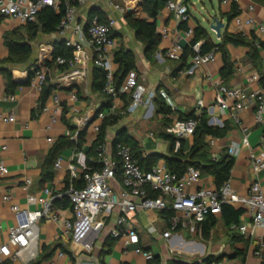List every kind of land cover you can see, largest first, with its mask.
I'll return each mask as SVG.
<instances>
[{
	"label": "crops",
	"instance_id": "crops-1",
	"mask_svg": "<svg viewBox=\"0 0 264 264\" xmlns=\"http://www.w3.org/2000/svg\"><path fill=\"white\" fill-rule=\"evenodd\" d=\"M207 1L187 0L186 5L191 16L187 22L189 29L193 30L198 24L202 25L214 43L222 42L226 34H242L251 38L254 33L264 41V32L259 33L246 25L240 27L235 24L234 18H230L233 7L236 6L242 18L253 16L259 22L264 23V0ZM142 3L143 0H89L86 4L78 5L76 21L86 24L92 9L99 10L107 19H114L113 35L118 42V47L123 46L131 49L136 55L139 82L146 86L148 93L165 89L173 97L176 110H172L169 115L158 111L163 100L157 97L149 108L142 105L136 112L123 116L118 124L109 128L106 138L113 144L120 130H126L133 139L139 142L142 148V157L148 159L149 156H157L155 162L157 164L166 161V156H170L178 150L176 144L175 147H172L170 140L164 137V134L172 135L170 128L173 120L192 113L200 115L207 112L209 119H211L212 113L220 115L217 108L214 111L212 109L216 100V90L207 77L211 75L215 80H222L221 70L224 62L222 53L218 51L215 61L196 67L191 64L192 57H190L188 65L180 70V61L169 59L166 56V51L171 47L180 46L183 54L185 47L190 44L193 34H187V30L181 27V22L177 20L174 12L168 6L162 9L156 19L157 31L162 35V39L154 52L150 55L146 54L143 42L137 38L136 32L127 22V18L130 16L149 20L148 15L141 9ZM116 6L124 7L126 12L121 13ZM251 6L253 9L250 8ZM54 10L60 13V9ZM212 14L225 23L221 29L220 38L216 31L210 28ZM3 20L9 27L0 31V60L9 55L4 44L3 34L14 29H20L24 35L26 33L25 23L5 17ZM164 32L167 35H164ZM67 35L70 37L71 32L69 31ZM59 42H64V38L59 35L58 31L48 34L42 32L41 27L39 28L37 38L32 42L31 61L24 65H9L15 81L18 77H27L24 81H16L19 87L14 93L6 91V78L0 74V89L14 96L8 100L0 99V113L13 114L16 118L15 122H0V147L3 145L8 147L3 153V157L10 170L9 177L0 183V232L2 239L7 236L8 227L15 223V216L11 209L13 205L34 209L33 206L27 205V192L24 190L26 178H31L34 181L31 192H37L41 187L51 185L56 192L60 193L65 190L68 184L71 170L74 169L82 178L88 159L92 160L95 157L94 151L91 150L93 142L97 138L93 125L100 123L96 116L102 107L101 112L108 111L104 105L109 98L93 90L95 70L93 50L88 46L84 48L82 62L79 66L86 68L87 75L82 80L71 85L65 84L60 80L63 72L57 68L52 69L49 74V84L53 85L54 89L45 103L46 107L44 106L49 110L43 107L44 109L36 113V109L39 108L41 92H38L34 87L33 77L30 84H26L30 70L35 64L45 61L52 62L53 52ZM226 49L235 68L234 75L228 85H240L248 90L253 89L255 85L249 87L248 77L257 72V69L249 58V47L228 43ZM261 56L264 70V50H261ZM54 97L59 99V105H56ZM200 100H203L204 106L198 105ZM130 102V94H124L117 100L118 105L122 107H126ZM57 107H60L59 113L56 115L57 121L52 123ZM34 111L35 113H33ZM64 111H66L65 116L73 128L74 134L84 129L87 130L86 142L79 151L74 148L63 150L59 156L62 158L61 167L54 166V179L40 185L43 161L54 143L63 135L72 134V131L62 120ZM255 115V108L238 112L237 119L233 117L231 111H228L223 118L232 126L229 133L224 138L216 139L213 146L209 144L213 157L220 158L226 153L228 146L233 143H241L242 138L245 135L248 136L250 146L242 147L240 154L235 158L231 171L232 186L242 195L248 194L252 182L256 179L251 167L250 153L264 152L262 145L264 120L262 123H257ZM84 119L91 121L87 127L82 124ZM110 129H114L112 133ZM50 137L54 139V143L48 142ZM210 139L211 136H208L206 139L208 143ZM182 140L183 151L186 153L194 143V136ZM96 149L97 147L94 148L97 152ZM121 180V173L118 172L115 180L112 181L115 189L121 187ZM261 181L264 188V174L261 175ZM200 185L215 187L211 176H202ZM5 193L11 195L9 201L3 199ZM58 212L62 216L72 218L69 209L59 208ZM117 216V211L108 216L102 215L95 225H91L86 219H83L70 236L64 233V227L60 222L43 219L40 222V242L37 256L29 260V253H27L23 258L10 261L9 264H39L44 255V246L50 250L55 248L56 250L50 257L41 260L40 264H50L52 261L55 264H150L152 260H147L145 257L147 252L154 256L159 255L160 264H172L174 261L204 264V259L210 255L228 254L230 256L238 250L245 252L244 260L243 255L233 258L227 256L224 259L229 264H264V248L260 256L254 253L264 241V228H259L254 233L248 232L246 235L236 229L241 224L251 226V219L245 212L240 216L239 224L231 227L225 224L221 213L215 215L217 223L209 236L203 234V222L196 232L178 229L169 239H166L162 237V232L168 228L166 216L162 212L141 210L131 220L134 230L139 234V242L129 245L125 244L124 238L115 239L111 235ZM150 226L157 228V233L150 232ZM234 232L240 237L233 238ZM138 248L141 249V252H137ZM59 252H64V256L59 257Z\"/></svg>",
	"mask_w": 264,
	"mask_h": 264
},
{
	"label": "built area",
	"instance_id": "built-area-1",
	"mask_svg": "<svg viewBox=\"0 0 264 264\" xmlns=\"http://www.w3.org/2000/svg\"><path fill=\"white\" fill-rule=\"evenodd\" d=\"M89 0H0V15L21 23L33 22L37 19L40 11L46 7L60 9L64 2V16L58 26V33L64 38L66 46L73 48V58L67 60L59 56L56 59L57 65L69 64V69L63 72L60 80L65 84H73L82 80L87 75L85 67L79 66L82 62L84 48L88 46L93 50L94 66L106 72V84L104 92L112 99L109 110L97 114L96 119L100 123L93 125L96 137L101 128L102 121L106 116L128 115L136 112L140 106L149 108L153 105L154 99L161 98L172 110H176L173 97L165 90L159 89L148 93L144 84L139 82L138 74L132 70L128 72L120 86L115 84L116 64L114 54L118 48V42L112 36L115 28V20L107 19L101 21L98 16H93L86 24L76 21V11L80 4H86ZM186 0L177 2L169 1L167 6L174 12L179 22H188L191 18ZM237 2L239 0H227ZM121 13L126 10L122 6H116ZM253 9V6L250 7ZM236 25H244L255 29L257 32H264V23L259 22L253 16L244 19L240 15L234 17ZM71 36L68 37V32ZM187 34H193L192 29L187 30ZM164 35H167L164 32ZM202 42L193 45L195 55L192 57V65H206L216 60L218 48L201 54ZM166 56L174 61H179L182 57L180 46L171 47L166 51ZM33 71V85L38 92H42L51 69L44 62L35 64ZM192 72V70H191ZM212 82L216 90V100L212 105L213 111L217 108L220 115L212 113L209 124L222 127L224 116L228 111L237 119V113L242 110L256 109V122L262 123L264 120V89L260 86V75L258 72L252 73L248 77L251 90L240 85H228L221 79H213L211 75L207 77ZM124 94L131 95V102L126 107L119 106L117 100ZM14 96L0 89V99H12ZM76 99V97H75ZM56 105L59 99L54 97ZM204 106L203 100L198 103ZM46 107V106H45ZM44 107V108H45ZM43 108V109H44ZM49 110L48 108H45ZM60 107L55 108V115L52 123L57 121L56 115ZM13 114L0 113V122H15ZM88 119L82 121L85 127ZM198 120L180 119L173 120L170 133L178 138L177 149L180 147V139L193 136L198 127ZM78 132L72 137L77 141ZM218 138L211 137L209 144L213 146ZM48 142L54 143L52 137ZM264 146V135L262 136ZM250 142L245 135L241 143H233L228 146L226 154L235 160L240 154L242 147H249ZM8 149L7 145L0 147V183L10 175V170L5 163L3 153ZM97 162L100 164L98 170H87L83 173V178L72 169L68 187L63 192H56L51 185L43 186L37 192H31L34 181L26 178L24 190L27 192L28 207L12 206L15 216V223L7 229V236L2 239L0 232V264H9L10 261H17L29 253V260L34 259L39 252L40 242V222L49 219L60 222L64 227V233L70 236L76 231L78 223L86 219L91 225H95L102 215H110L118 212L115 227L111 235L115 239L124 238L125 244H137L139 234L134 230L131 220L137 212L151 211L163 212L171 211V215H166L168 228L162 232V237L169 239L173 232L178 229H185L189 232H196L209 214L218 215L225 204L241 208L251 219V226L241 224L236 229L243 235L248 232L254 233L259 228H264V188L261 175L264 174V152L256 154L250 153V162L256 179L252 182L248 194L238 193L232 186L231 177L225 181L220 188L200 185L202 174L200 170L189 166L181 176L173 173L167 166L166 161L159 162L151 169H143L134 156L130 146L119 142L115 146L107 139L97 147ZM218 159L219 157L214 156ZM62 158L58 157L55 163L56 168L61 167ZM121 173V187L115 189L112 181L117 173ZM83 179V186L79 187L77 181ZM192 190H189V189ZM69 198L72 218L62 216L55 208L54 202L57 198ZM3 199L9 201L11 195L3 194ZM149 231L157 233V228L149 227ZM264 248V241L260 248L255 250V254L260 256ZM141 252V249H137ZM59 257L64 256V252L58 253ZM147 260H153L154 255L145 253ZM50 264H55L53 261ZM210 264H229L226 259L212 261Z\"/></svg>",
	"mask_w": 264,
	"mask_h": 264
},
{
	"label": "trees",
	"instance_id": "trees-1",
	"mask_svg": "<svg viewBox=\"0 0 264 264\" xmlns=\"http://www.w3.org/2000/svg\"><path fill=\"white\" fill-rule=\"evenodd\" d=\"M169 1L170 0H143L141 9L148 15L149 20L134 18L132 16L127 18L128 24L136 32L137 38L143 42L146 48V54L148 55H150L157 49L158 44L162 39V35L157 31L156 19L162 9L167 6ZM186 2L187 0L184 3L186 4ZM61 3L62 5L60 6V13L55 11L52 7H46L40 11L35 21L25 23V35L20 32V29L10 30L3 34L4 44L9 51V55L7 58L0 60V74H3L6 78V91L8 93H14L15 90L19 87V84L15 81L12 69L9 67V65H24L31 61L33 54L32 42L36 40L40 27L42 28V32L48 34L58 31V26L64 16V2ZM237 15H239V13L236 6H234L230 18H234ZM93 16H98L101 21H107V17L101 14V12L97 9H92L89 19H91ZM3 19L4 17L0 15V22ZM181 27L185 30L189 29V27L187 26V22H182ZM112 36L114 37L113 32ZM199 41L202 42L201 54H206L214 50L215 48H218V50L222 53L224 66L221 70V76L222 80L226 84H228L229 80L233 77L235 72L234 63L229 57L226 45L228 43H232L234 45L248 46L249 58L254 63L257 72L260 75L259 84L264 89V70L262 68L263 58L261 56V50H264V41L258 38L254 33L251 35V38H247L242 34H226L222 42L214 43L207 30L202 25L198 24L193 29V38L190 44L185 47L182 57L179 60L180 70L186 67L188 65V59L195 55L193 45ZM59 56L66 58L68 61L71 60L73 58V48L66 46L65 42L57 43L53 52L52 62L45 61L44 63L50 67L51 71L52 69L57 68L61 72H65L67 69H69V64L57 65L56 59ZM114 62L117 66V71L115 73V84L118 87L121 85L128 72L132 70L137 72L136 55L131 49L120 46L115 51ZM32 77L33 71L30 70L28 81L26 82L27 85L30 84ZM49 81L50 79L48 76L46 81L47 85L45 84L41 92V96L39 99V108L38 110L36 109V113L40 112L43 109L48 97L54 89V86L49 84ZM105 84L106 72L95 66L93 74V90L95 92L102 93L109 98L104 105V108H107V110H109L112 99L104 92ZM102 109L103 107L99 110V112H101ZM66 111H64L62 120L66 124L68 129L72 131V134H74L75 132L65 116ZM158 111L165 115H169L172 112V109L163 101L160 103ZM33 113H35V111ZM122 117V115H108L102 121L100 132L97 138L94 140L93 147L91 148V150L95 153V157L92 160L88 159L87 170L100 169L101 165L95 162L97 160V152L94 150V148L98 147L100 144L106 141L109 128L118 124ZM190 118L198 120L199 123L196 132L193 135L194 143L190 150L185 153L183 151V140L180 139V147L178 148V150H173L174 152L172 155L165 157L167 166L173 173L179 176L184 174L189 166H193L200 170L202 176H211L214 180L215 187L220 188L225 181L230 179L235 160L226 153L218 159L214 158L209 149V143L206 139L208 136L214 138H224L229 133L232 126L228 122H224V125L222 127L210 125L207 112H203L200 115L192 113L190 115H187L186 117H180V119ZM72 134L69 136L63 135L54 143L49 154L43 161V172L39 182L40 185H44L45 183L51 182L54 179V166L57 158L61 155L63 150L67 148H74L75 150L79 151L83 148L86 142L87 130L84 129L78 132L77 141L72 139ZM164 137L170 140L172 147H175L178 138L173 135L166 134H164ZM119 142H122L132 148L135 158L143 169H151L156 165L155 162L158 157L149 156L148 159H144L142 157V148L139 145V142L133 139L126 130H120V132L115 137L113 145L115 146ZM83 176L84 175H82V178ZM67 183H69V180ZM77 183L79 187H82L83 179L78 180ZM67 187L68 184L66 188ZM54 206L56 209H69L71 208V203L69 201V198L64 196L63 198H57L54 202ZM243 212L244 210L241 208H236L233 205L225 204L222 207L221 214L225 224L228 227H231L232 225L239 224L240 216L243 214ZM162 214L166 216L171 215L172 212L163 211ZM216 223V216L214 214H209L203 223V234L205 236H209ZM232 236L235 239L240 237L235 232ZM54 250H56V248L50 250L48 247L44 246V255L41 260L50 257ZM241 255H243L244 260L245 252L239 250L230 256L228 254H220L217 256L210 255L204 259V264H210L212 261L221 260L227 256L233 258L235 256ZM41 260L39 261V264L41 263ZM160 263V256L155 255L150 264ZM172 264L188 263L174 261Z\"/></svg>",
	"mask_w": 264,
	"mask_h": 264
},
{
	"label": "water",
	"instance_id": "water-1",
	"mask_svg": "<svg viewBox=\"0 0 264 264\" xmlns=\"http://www.w3.org/2000/svg\"><path fill=\"white\" fill-rule=\"evenodd\" d=\"M132 13V12H131ZM213 16H211L210 20V28L214 31H216L217 36L220 38L221 36V29L225 26V23H223L218 17H214V14H212ZM27 77H18L16 78V81L21 82L26 80ZM91 121H88L87 125L90 123ZM86 125V127H87Z\"/></svg>",
	"mask_w": 264,
	"mask_h": 264
},
{
	"label": "rangeland",
	"instance_id": "rangeland-1",
	"mask_svg": "<svg viewBox=\"0 0 264 264\" xmlns=\"http://www.w3.org/2000/svg\"><path fill=\"white\" fill-rule=\"evenodd\" d=\"M206 2H208V1L206 0ZM8 27H9V25H8L7 23H5L4 20H3V22L0 24V31L5 30V29L8 28ZM13 65H14V64H13ZM113 130H114V129H110V132L112 133Z\"/></svg>",
	"mask_w": 264,
	"mask_h": 264
}]
</instances>
